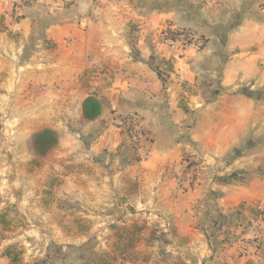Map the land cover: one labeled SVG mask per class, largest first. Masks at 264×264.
<instances>
[{
  "label": "crops",
  "instance_id": "obj_1",
  "mask_svg": "<svg viewBox=\"0 0 264 264\" xmlns=\"http://www.w3.org/2000/svg\"><path fill=\"white\" fill-rule=\"evenodd\" d=\"M165 22L194 30L204 46L160 44ZM161 59L172 66L165 81ZM88 96L101 103L93 120L82 114ZM118 113L144 119L138 145L114 123ZM0 119L51 128L56 146L80 138L87 183L69 193L103 207L128 196L134 210L171 227L196 264H264V222L252 223L264 218V0H0ZM52 189L43 204L8 199L0 185V264H12L9 245L33 264L67 238L58 225L68 221L55 223L51 208L83 205L57 202ZM8 208L23 225L2 222Z\"/></svg>",
  "mask_w": 264,
  "mask_h": 264
},
{
  "label": "rangeland",
  "instance_id": "obj_2",
  "mask_svg": "<svg viewBox=\"0 0 264 264\" xmlns=\"http://www.w3.org/2000/svg\"><path fill=\"white\" fill-rule=\"evenodd\" d=\"M41 59L44 60V58ZM34 131L36 129H22L17 128L16 125L8 127L0 119V185L9 190L5 196L8 199L13 196L18 199L25 195L27 200H33L34 197L39 196L37 198L40 200L44 197L42 202L45 204L50 199L49 196L52 193L50 189L53 188L54 199H57V202L63 198L62 202L77 200L79 205H83V209L76 208L74 205L72 211L58 210L59 208L54 210L52 206L55 223L62 220L68 221L66 224L58 225V227H66L68 233L67 238H63L60 245L53 242L48 244L49 254L47 255L50 258L47 259V263L86 264V261L80 259L78 254H85L87 251L109 254L112 258L108 264H173L177 258L184 259L186 262L190 259L189 254L182 253L176 247L175 244H178V241L170 237L171 227L161 224L157 217L148 218V213L146 214L144 210H134L126 203L128 196L125 198L116 194V198L107 201V205L103 207L102 203H90L86 201V198L80 199V196H84L83 194H75V191L69 193L71 192L68 189L69 186L75 190L78 186L87 183L86 177L82 175L84 162L80 158L85 151L82 140L80 138L61 140L60 145L51 148L46 157L34 159L32 156L35 152L31 144ZM63 131L66 130L63 129ZM71 154L75 157L67 158ZM68 174L74 181H68ZM71 194L74 197L70 198ZM90 204L94 207L85 208L90 207ZM64 212L69 214V217L66 218ZM83 214L90 217H84ZM3 220H9L10 223L13 220L15 226L23 225L16 209L8 208ZM133 225L140 226L135 246L121 255L118 249V235H125L124 231L122 233V228L130 229ZM82 231L87 232L84 236L90 237L80 243L83 237L78 233Z\"/></svg>",
  "mask_w": 264,
  "mask_h": 264
},
{
  "label": "trees",
  "instance_id": "obj_3",
  "mask_svg": "<svg viewBox=\"0 0 264 264\" xmlns=\"http://www.w3.org/2000/svg\"><path fill=\"white\" fill-rule=\"evenodd\" d=\"M155 69L161 80L165 81L167 71H170L172 66L167 61L161 59ZM100 108L101 103L95 96H88L82 102V114L88 120L95 119L100 114ZM57 142L58 134L55 130L47 127L35 131L31 136L32 148L35 154L39 156L46 155L51 148L56 146ZM2 222L5 224L7 223L5 220H2ZM123 231L125 232V235H118V249L121 252V255L134 248L137 241V233L140 231V226L133 225L130 229L122 228V233ZM21 253L22 249L14 244L7 246L5 250V254L10 258L12 264H23L21 262ZM78 256L80 259H84L86 264H108L110 262V258H112L107 253H96L93 251H87V253L78 254ZM49 258L50 257L46 255L44 259L36 260L33 264L42 263L44 260ZM173 264H196V260L192 256H190V259L187 262L184 259L177 258L176 262Z\"/></svg>",
  "mask_w": 264,
  "mask_h": 264
},
{
  "label": "built area",
  "instance_id": "obj_4",
  "mask_svg": "<svg viewBox=\"0 0 264 264\" xmlns=\"http://www.w3.org/2000/svg\"><path fill=\"white\" fill-rule=\"evenodd\" d=\"M28 0H17L18 4H25ZM157 38L160 44L165 45L169 49H185L188 46H193L196 49H200L205 44V39L202 35L198 34L194 30L186 27H177L169 22H165L161 28L157 30ZM171 64V61L168 60ZM169 74V71H167ZM114 123L121 130L129 140L131 144L138 145L142 140L146 138L147 128L146 123L142 116L136 113H118L114 117ZM190 168L191 177L196 175L198 167L186 164ZM191 165V166H190ZM264 222V218L258 215L253 225L255 228ZM259 234L264 237V230L259 227Z\"/></svg>",
  "mask_w": 264,
  "mask_h": 264
},
{
  "label": "water",
  "instance_id": "obj_5",
  "mask_svg": "<svg viewBox=\"0 0 264 264\" xmlns=\"http://www.w3.org/2000/svg\"><path fill=\"white\" fill-rule=\"evenodd\" d=\"M120 1V0H119ZM132 0H121V4L122 6L126 7V6H130Z\"/></svg>",
  "mask_w": 264,
  "mask_h": 264
}]
</instances>
